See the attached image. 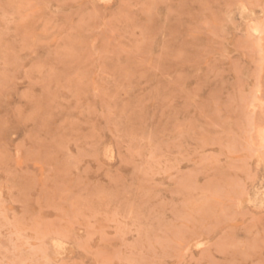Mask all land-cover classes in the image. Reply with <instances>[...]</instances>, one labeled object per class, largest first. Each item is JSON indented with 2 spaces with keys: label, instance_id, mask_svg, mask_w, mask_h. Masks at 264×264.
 Masks as SVG:
<instances>
[{
  "label": "rangeland",
  "instance_id": "rangeland-1",
  "mask_svg": "<svg viewBox=\"0 0 264 264\" xmlns=\"http://www.w3.org/2000/svg\"><path fill=\"white\" fill-rule=\"evenodd\" d=\"M0 264H264V0H0Z\"/></svg>",
  "mask_w": 264,
  "mask_h": 264
}]
</instances>
